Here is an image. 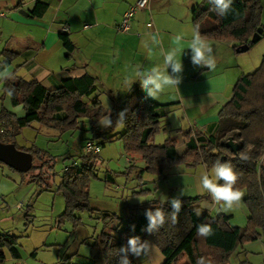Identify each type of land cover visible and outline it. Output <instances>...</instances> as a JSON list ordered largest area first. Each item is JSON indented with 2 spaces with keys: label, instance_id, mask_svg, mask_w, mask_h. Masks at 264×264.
Wrapping results in <instances>:
<instances>
[{
  "label": "trees",
  "instance_id": "trees-1",
  "mask_svg": "<svg viewBox=\"0 0 264 264\" xmlns=\"http://www.w3.org/2000/svg\"><path fill=\"white\" fill-rule=\"evenodd\" d=\"M22 3L23 0L15 8ZM212 7L209 2L192 9L193 25L202 36L232 43L236 51L242 45L251 47L254 44L251 37L258 28H262L264 33V25L260 19L261 0H233L229 11L222 17L212 11ZM48 8V2L36 1L31 17L41 19ZM58 39L65 50V58L70 59L76 47L69 33L60 32ZM18 55L17 51L4 49L0 53L3 59L0 62V71L8 68ZM13 76L14 79L2 83L0 99L2 101L6 97L9 98L7 93L13 89L9 98L10 104L12 107L21 105L24 116L16 117L1 107V143L14 144L20 130L32 122L43 124L47 119L56 123L59 130H63L74 127L81 118H86L96 125L107 115L106 107L98 99L91 103L83 101L84 97L92 96L99 89L97 79L86 72L78 77L66 78L59 86L53 88H47L35 79L26 81L17 77L15 73ZM110 109L112 127H100L92 138L99 136L108 138L109 135L112 138L119 135L124 151L132 157L140 158L144 163V167L136 172L137 177L144 174L167 176L177 164L187 167L203 165L210 169L216 160L221 161L222 157H225L224 162H229L238 176L234 187L246 192L243 202L248 219L246 227L241 229L230 224L231 217L228 215L220 214L213 218L209 213L199 210V203L210 201L209 194L181 198L180 209L176 212L175 219H173L175 210L171 204L149 201L137 206L139 215L128 218L123 225L117 223L115 226V221H119L116 215H104L103 229L89 245L88 262L85 264H123L125 259L129 264H138L128 244L131 238H138V248L145 238L150 239L164 256L162 264H196L200 257L205 259V264H227L229 257L239 246L259 239V230L264 229V168L259 172L257 168V163L264 154V57L253 74L243 75L236 82L231 100L218 114L215 133L202 136L195 129L182 133L180 137L184 142V149L181 153L177 151L179 144L177 138L167 139L161 146L152 144L158 132L159 119L163 116V105L147 97L137 85L126 93L122 102L114 101ZM124 110L126 120L121 127L117 119L118 114ZM120 128L122 132H119ZM229 139L237 147L235 152L226 145ZM99 145H104V142ZM242 151L248 154V160L240 158ZM25 152L32 155L33 161L42 153L37 149ZM93 154L95 153H86L82 157L83 164L80 169L67 168L56 187L65 203L61 220L71 218L76 223L78 221L74 217L76 211L91 210L88 172L95 162L96 157ZM110 179L111 176L107 175L106 180ZM157 208L164 213V223L158 230L150 233L147 213L154 214ZM197 210L200 212L199 215ZM201 224L211 226L210 236H197V227ZM4 248H7L13 257H20L15 236L0 235V256ZM122 248L125 251H120ZM62 264L74 263L67 257Z\"/></svg>",
  "mask_w": 264,
  "mask_h": 264
},
{
  "label": "rangeland",
  "instance_id": "rangeland-1",
  "mask_svg": "<svg viewBox=\"0 0 264 264\" xmlns=\"http://www.w3.org/2000/svg\"><path fill=\"white\" fill-rule=\"evenodd\" d=\"M21 1L0 0V14H4V17L0 16V53L4 49L25 52V46L28 45L30 50L40 46L43 41L46 28L14 21L12 11ZM261 5L260 19L264 23V0H261ZM53 10L52 5L44 18L45 22H52ZM17 13L19 14V11ZM84 21V19L75 21L72 30L81 31ZM56 26L57 23L54 24V27ZM76 38H74L76 50L72 55L77 61L83 62L84 50L78 48L84 37ZM64 55L65 50L60 45L53 47L49 52L51 63L54 64L63 59ZM1 60L3 59L0 57V62ZM23 61V57H16L12 64L13 68L22 70L18 74L25 80H30L26 70L22 68ZM63 65L65 64L61 60V66ZM122 86L123 84H118L117 89L111 92L99 85L96 93L84 97L83 101L91 103L98 99L106 107V100L111 108L114 101L124 100L126 94L123 93L126 91ZM5 99L2 101L0 99V109L6 102L10 103V100ZM18 107L24 112L21 105ZM57 127L56 123L47 119L43 124L32 122L22 128L15 137L14 145L17 149L22 151L37 149L42 152L38 158H34L33 168L27 173L17 172L0 163V235L15 236L20 253V257L15 258L7 248H4L0 264H62L67 257H70L71 263L85 264L88 262L89 245L103 229L104 215H116L119 221H115V226L117 223L123 225L128 218L139 215L137 206L149 201L171 204L172 199L180 200L183 197L208 194L201 188L200 177L204 172L211 175L212 168L177 164L169 172V176L165 175L166 177L149 174L137 177L136 172L144 167V163L140 158L132 157L124 151L119 135L112 138L111 135L108 138L99 136L93 139L94 132L101 126L99 123L96 125L90 123L86 118L78 119L74 127L63 130ZM120 131L122 132V129ZM88 140L97 145L104 142V145H99L98 153L93 154L96 157L95 162L88 172L91 210L74 213L79 223H75L71 218L61 220L65 203L56 187L67 168L82 167V157L86 155L85 145ZM178 151L182 152L180 146ZM107 175L111 176L108 181ZM241 191L244 192V196L239 206L232 210L225 211L222 205L214 204L210 195V201L199 203L198 208L213 218L220 214L228 215L231 217L229 221L232 226L244 229L247 225L248 212L243 202L246 192ZM259 233L257 241L239 246L229 257L227 264H264V229H260ZM141 245L144 247L140 248L139 256L133 254L138 264H162L161 252L150 239L145 238Z\"/></svg>",
  "mask_w": 264,
  "mask_h": 264
},
{
  "label": "crops",
  "instance_id": "crops-1",
  "mask_svg": "<svg viewBox=\"0 0 264 264\" xmlns=\"http://www.w3.org/2000/svg\"><path fill=\"white\" fill-rule=\"evenodd\" d=\"M36 1L48 2L46 14L53 5L52 22L44 21L46 14L41 19L31 17ZM135 2L136 0H23L21 6L12 11L14 21L43 26L46 32L40 46L29 50L27 45L25 52L17 51L18 56L23 57L22 68L26 70L30 80L35 79L47 88L57 87L62 80L78 77L86 72L95 77L98 84L108 91L114 92L118 84H123L122 87L127 93L137 85L146 95L139 81H133L129 89H126L124 81L133 76L137 67L142 66L144 70H150L157 64L163 65L159 48L149 34L158 33L165 50L173 46L174 36L182 35L185 50L181 56L183 72L180 74L182 79L178 85L179 91L170 88L166 89L159 99L149 98L163 105V116L159 119L158 132L152 144L161 146L167 139L177 138L178 147L180 146L183 151L184 142L180 137L182 133L194 129L202 136L215 133L218 114L231 100L236 82L243 75L253 74L264 57V33L262 31L260 38L245 52H236L232 43L201 35L213 48L216 58L215 69L208 70L206 67L192 65L187 44L195 29L192 9L197 5L209 3V0H150V10L140 11L134 16L130 32L119 33L116 27L121 17ZM114 8L116 9L113 10ZM19 10L26 11L29 16L18 14ZM79 19L85 20L82 30H72L73 23ZM149 22L152 24L151 28L146 27ZM261 24L264 25L262 21ZM64 26L68 28L69 37L74 45V38L84 37L78 48L84 50L83 62L74 59L73 54L70 59L64 55L56 64L51 63L49 52L57 45L62 47L58 34ZM61 60L65 65L61 66ZM12 64L4 71H10L24 79L18 74L22 70L14 69ZM168 71L171 72V69ZM110 81L112 83H109ZM6 99L9 100L8 97ZM3 107L17 117L24 116L19 107H12L10 103L6 102ZM258 163L259 172L264 166L258 167ZM162 260L164 261L163 255Z\"/></svg>",
  "mask_w": 264,
  "mask_h": 264
},
{
  "label": "clouds",
  "instance_id": "clouds-1",
  "mask_svg": "<svg viewBox=\"0 0 264 264\" xmlns=\"http://www.w3.org/2000/svg\"><path fill=\"white\" fill-rule=\"evenodd\" d=\"M212 4V11L216 12L218 16H225L233 3V0H209ZM153 43L159 48L160 55L163 57V65H155L150 70H144L143 67H137L131 78H126L124 84L126 89L131 87L133 81H139L141 88L145 91L146 95L152 99H159L161 94L166 89L174 88L177 91L178 85L181 83V73L183 72V64L181 60L182 54H184L185 44L182 35H176L172 39V44L169 49L165 50L162 46V40L159 38V34L150 33ZM146 47V45H145ZM187 49L190 50V60L193 66L206 67L208 70H214L216 66V58L213 53V48L207 43V41L201 36L198 29L193 30L191 40L187 44ZM151 50V49H150ZM171 69V72L168 69ZM8 79H14L13 74L10 71H0V83H4ZM13 89L8 91L9 98L12 96ZM106 104L107 115L99 121V125L103 128L112 127L113 122L110 119L111 109ZM126 120V110L121 111L118 114L117 123L123 127ZM242 160H248L249 156L246 152L240 153ZM238 179L237 174L234 172L232 165L229 162H221L216 160L211 171V175L208 172H204L200 177V185L203 191L207 192L214 204L222 205L225 211L232 210L234 207H238L244 192L235 188L236 181ZM223 181V183H218ZM173 209V219H175L176 212L180 209V200L172 199L170 201ZM200 212L197 210V215ZM149 221L148 231L151 233L153 230H158L164 223V213L157 208L155 213H147ZM212 234V228L209 224H201L197 227L198 237H208ZM137 239L131 238L128 244L131 250L139 256L141 245L137 247ZM125 251V249H120ZM123 264H129L125 259ZM196 264H205V259L200 257L197 259Z\"/></svg>",
  "mask_w": 264,
  "mask_h": 264
},
{
  "label": "water",
  "instance_id": "water-1",
  "mask_svg": "<svg viewBox=\"0 0 264 264\" xmlns=\"http://www.w3.org/2000/svg\"><path fill=\"white\" fill-rule=\"evenodd\" d=\"M19 13L24 16H29L26 11L19 10ZM262 28H258L256 32L253 33L251 37V42L255 43L261 36ZM249 49L248 45H242L237 52H245ZM227 147L231 149L232 152L237 150L236 145L229 139L226 143ZM226 160L222 157V162ZM0 163L6 165L20 173H27L31 170L33 164V157L30 153L18 150L13 143H1L0 142Z\"/></svg>",
  "mask_w": 264,
  "mask_h": 264
},
{
  "label": "built area",
  "instance_id": "built-area-1",
  "mask_svg": "<svg viewBox=\"0 0 264 264\" xmlns=\"http://www.w3.org/2000/svg\"><path fill=\"white\" fill-rule=\"evenodd\" d=\"M150 0H136L134 4H132L126 12L123 14L121 21L117 25L116 29L119 33H129L132 26V21L134 16L140 11H149L150 10ZM3 17V14H0ZM88 27V25H86ZM146 27L151 28L152 24L149 22L146 24ZM61 32H68V28L66 26L62 27ZM99 146L95 144L92 140H88L85 145L86 153H98ZM264 166V155L261 157L258 163V167Z\"/></svg>",
  "mask_w": 264,
  "mask_h": 264
}]
</instances>
